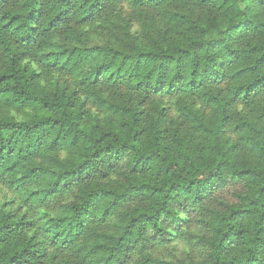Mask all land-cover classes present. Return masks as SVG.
<instances>
[{"label": "trees", "instance_id": "trees-1", "mask_svg": "<svg viewBox=\"0 0 264 264\" xmlns=\"http://www.w3.org/2000/svg\"><path fill=\"white\" fill-rule=\"evenodd\" d=\"M0 264H264V0H0Z\"/></svg>", "mask_w": 264, "mask_h": 264}]
</instances>
